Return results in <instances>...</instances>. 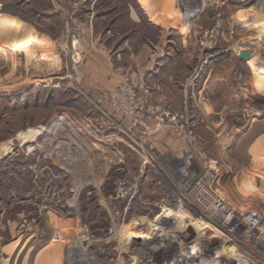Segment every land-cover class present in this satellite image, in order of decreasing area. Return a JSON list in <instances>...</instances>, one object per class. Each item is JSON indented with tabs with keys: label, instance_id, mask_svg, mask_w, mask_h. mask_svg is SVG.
Masks as SVG:
<instances>
[{
	"label": "rangeland",
	"instance_id": "1",
	"mask_svg": "<svg viewBox=\"0 0 264 264\" xmlns=\"http://www.w3.org/2000/svg\"><path fill=\"white\" fill-rule=\"evenodd\" d=\"M0 4L22 26L0 17V253L15 237L23 248L17 231L48 208L70 222L65 264H264V0H174L182 27L162 53L178 64L158 70L159 29L132 0ZM97 49L124 64L110 88L94 85ZM125 80L151 113L113 107ZM152 125L179 138L181 157L159 155ZM210 165L217 210L192 192ZM222 203L245 234L213 218Z\"/></svg>",
	"mask_w": 264,
	"mask_h": 264
},
{
	"label": "crops",
	"instance_id": "2",
	"mask_svg": "<svg viewBox=\"0 0 264 264\" xmlns=\"http://www.w3.org/2000/svg\"><path fill=\"white\" fill-rule=\"evenodd\" d=\"M132 1L135 6L143 11L142 19L146 21L148 25L154 26L159 29V35L157 37L159 38V41L155 42L156 46L155 48H153L158 49L157 52L154 51V54H157V57L153 58L152 69L155 68V70H158V67H160V63L164 61L165 63L169 62L170 64L178 61L175 60L176 58L174 55L165 52L162 53L163 49H166L167 51L173 49V45H170L171 42H169L168 45V39L174 41L173 37H169L168 31L171 29L182 27V18L180 17L179 19L176 11L172 9V7H174V0ZM2 7L3 6L0 4V17L9 19L13 22H17V24L10 23L14 24L13 26H21L19 24L20 22L15 20L14 17H7L6 15H3L1 13ZM127 16L129 19L136 20L138 22L140 21V17H138L133 11H130L129 13L127 12ZM115 21L116 19L112 21L111 24H114ZM10 27H7V29L11 30ZM164 32L166 33L165 38H162ZM5 33L6 32H0V43L5 42ZM180 36V39L184 44L183 31H180ZM1 38L3 39V41L1 40ZM126 39H128V37ZM10 40L12 41V39ZM99 54H101V52L97 49L96 52L92 51L91 56L88 58L87 62L93 69V73L91 74V76H93L95 82L94 85L96 87L100 89L107 87L110 88L115 85L121 77L125 75L124 64L121 60H119V65L122 67L121 69L116 70L114 67L110 68L109 59L104 57L103 59L100 58L101 60H99ZM177 64L178 62H175V65ZM148 75L153 76V78L155 77L154 74H147V76ZM141 81L142 83L145 82L144 80ZM174 107H177V109L180 108L179 104L175 105ZM152 126L145 130L146 132H148L147 135L150 136L149 140L151 141V143L154 144L156 149H158L159 155L161 157L167 156L170 160H176V158L181 157L183 153V144L179 141V138L168 136V133L165 132L160 125ZM41 211L44 214L41 218L42 222L40 226H35V222L29 226L28 222L24 223L25 225H22L17 231V234L25 235L28 239H30L28 243L23 244V248H20L21 238L18 237L13 238L7 245L2 246L1 250L5 254V261L2 264H65V240L67 238V234L64 232V229L65 227H67V225H70V222L64 216L53 212L52 209L47 208L42 209ZM54 231H59L60 238L62 237V240H60L59 238L58 241H53L52 236ZM129 239L130 237H126L125 243ZM24 246L26 247L24 248Z\"/></svg>",
	"mask_w": 264,
	"mask_h": 264
},
{
	"label": "built area",
	"instance_id": "3",
	"mask_svg": "<svg viewBox=\"0 0 264 264\" xmlns=\"http://www.w3.org/2000/svg\"><path fill=\"white\" fill-rule=\"evenodd\" d=\"M80 32L81 31H79L78 28H75L74 29L75 37L80 38ZM112 104H113V107L116 110H118V112L130 115L131 117H133L135 119L140 118V114L141 113H151V109L146 106V101L143 100L138 95V93L135 90V87L133 85L129 84L127 80H125L123 83L118 85V87L113 91ZM185 168L186 167H184V169ZM213 169H214V167L205 168L206 174L205 175H203L204 173L200 174V175H203V178H200L197 181V184L195 185V187L192 190V192L196 191L199 188L203 189L201 191V193L203 195L207 196L206 199L208 201V208L217 210L218 206L216 205L217 204L216 202L221 201V200L219 198H215V200L213 198H211V196H212L211 189L215 190V191H216V189L214 187V183L210 185L209 182H208V178L210 176H214V174L212 173ZM205 183H206V185H205V188H204V184ZM198 194H200V192H198ZM213 204H215V207L213 206ZM222 206H224L223 203H222ZM222 206H221V210H220L222 213H220L218 211V214L221 215V218L218 219L214 215H213V218L216 219L221 224L226 223V225L223 224V226L228 228L230 226L229 222H226V220H224V218H225V216L230 217V214H229V212H225V208L222 209ZM233 227L235 228L233 230V231H235L234 234L237 233V232L240 235L245 234V231H242L240 228H238V224H236ZM252 236L253 235H250L248 233L247 234V237L249 238L248 240H250L252 238ZM59 238H60L59 231H54L53 236H52L53 241H58ZM4 261H5V257L3 255V253H0V264H2Z\"/></svg>",
	"mask_w": 264,
	"mask_h": 264
},
{
	"label": "bare ground",
	"instance_id": "4",
	"mask_svg": "<svg viewBox=\"0 0 264 264\" xmlns=\"http://www.w3.org/2000/svg\"><path fill=\"white\" fill-rule=\"evenodd\" d=\"M26 43V42H25ZM29 44V43H28ZM25 45V44H24ZM31 46H32V44H31ZM16 51V50H15ZM20 51V50H19ZM19 51H16V52H19ZM21 52H23V51H21ZM26 52V51H25ZM24 52V53H25ZM31 52H33V51H31ZM31 52H26L27 54L29 53H31ZM23 53V54H24ZM17 54V53H16ZM42 59H43V56H42ZM45 60H46V58H45ZM214 199V198H213ZM213 206L215 207V204H213ZM225 206V207H224ZM224 206H222V209H226L227 208V204L226 203H224ZM230 214V217H231V219H232V221H231V224H230V226H235L236 224H238L239 225V222L241 221V217H240V215H236L237 213H233L232 211L229 213ZM232 214L234 215V217L232 216ZM229 217V218H230ZM225 218H226V216H225ZM224 218V219H225ZM228 218V217H227ZM226 218V219H227ZM258 218L256 217V218H254V217H251L250 219H247V228H248V230H249V232L250 231H253V230H257V224H258V220H257ZM249 220V221H248ZM237 221V222H236ZM240 227V226H239Z\"/></svg>",
	"mask_w": 264,
	"mask_h": 264
},
{
	"label": "trees",
	"instance_id": "5",
	"mask_svg": "<svg viewBox=\"0 0 264 264\" xmlns=\"http://www.w3.org/2000/svg\"><path fill=\"white\" fill-rule=\"evenodd\" d=\"M13 170V169H12ZM8 174H10L9 172H8Z\"/></svg>",
	"mask_w": 264,
	"mask_h": 264
}]
</instances>
